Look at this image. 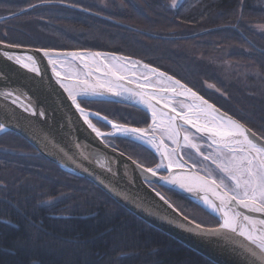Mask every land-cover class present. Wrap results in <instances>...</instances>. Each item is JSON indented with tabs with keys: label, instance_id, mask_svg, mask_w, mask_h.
<instances>
[{
	"label": "trees",
	"instance_id": "16d2710c",
	"mask_svg": "<svg viewBox=\"0 0 264 264\" xmlns=\"http://www.w3.org/2000/svg\"><path fill=\"white\" fill-rule=\"evenodd\" d=\"M115 1L108 12L89 0H0V17L45 2L106 17L62 5L41 6L1 22L0 41L137 59L180 80L264 138V32L253 28L264 25V0H183L173 9L167 0H137V5ZM81 105L127 126L150 124L149 115L134 107L104 101ZM94 123L110 130L107 124ZM106 142L146 168L160 161L131 139ZM152 187L191 221L219 226L185 197ZM0 264L215 263L145 223L95 184L64 172L23 137L7 132L0 136Z\"/></svg>",
	"mask_w": 264,
	"mask_h": 264
},
{
	"label": "water",
	"instance_id": "95a60500",
	"mask_svg": "<svg viewBox=\"0 0 264 264\" xmlns=\"http://www.w3.org/2000/svg\"><path fill=\"white\" fill-rule=\"evenodd\" d=\"M46 5H62L87 14L106 18L65 3L45 2L15 14L0 17V23L18 17L39 6ZM118 24L123 25L121 23ZM128 28L137 31L134 28ZM7 45L11 44L4 42L0 43L1 58L7 59L3 56L4 52H8L10 55L14 56L20 55L26 57L31 55L36 60L40 71L39 74H37L27 69L32 80V85H28L32 86V88H27L16 81L3 66H0V124L4 125V130L0 131V135L7 132L18 134L28 141L42 156L57 165L64 172L86 179L95 184L119 205L139 217L145 223L201 254L215 264H262V261L258 257H253L247 251L249 247L254 248V246H251L244 237L238 234H233L226 230L219 236L201 234V229L204 231L219 229L224 219L221 212L215 211L210 204L205 203L204 198L207 197L213 204H219V200L214 194L216 190L208 185L204 186V190H199V182L196 178H206L208 176L195 170L191 164L190 167L195 171L169 169L165 170L168 174L165 176L158 170L153 169L156 172V175L153 176L151 172L147 171L149 168L135 162L105 141V138L109 137H126L113 135V132L105 133L102 131L101 133L104 135L98 137L96 133L88 127L84 122L83 116L77 111L75 106L67 101L68 93L61 87V82H58V78L54 75L52 66L48 63V58L43 55L42 50L49 49L22 46L7 47ZM55 51L58 53L81 52L84 54L98 52L90 50ZM131 61L137 60L131 58ZM75 63L80 65L86 74L89 71L92 72V75L88 76L90 84H95L97 79L104 81L108 78L103 75V72L106 71L103 66H101V72H96L95 68L91 66V62H89V68H84V62L82 61L77 60ZM143 64L146 63L141 62V65ZM166 74L169 75L168 73ZM137 76L133 77L138 79ZM129 81L128 77H126L125 80L118 81L117 83L123 85V88L131 89L132 91H144L147 94L156 92L157 95L172 96L171 93L165 94L161 91L162 88L166 87L162 84L157 85V83H155L156 85H153L151 83L148 88L141 90L137 88V85L140 83L132 81L129 83ZM152 82H155V80ZM62 83L72 87L76 92L80 90L75 82L63 80ZM98 91L105 92V94L86 100L112 102L134 107L146 112L143 105H138L136 103L138 97L132 96L129 92H123L121 96H116L106 92V89H98ZM6 92H12L13 96L5 99L2 94ZM16 96H19V100L17 103H13L12 100ZM174 99L176 102L184 98L175 97ZM209 103L211 102L209 101ZM29 107L35 109L36 115H33L30 111H25V109ZM215 107L219 109L221 113L239 121L216 105ZM158 110L164 112L169 111L163 108L162 103L158 105ZM41 112L44 113L43 116L40 115ZM86 112L94 114V112L89 110H86ZM147 114L150 117L151 125V114L150 112H147ZM100 117L103 116L100 115ZM89 118L91 122L93 119H97L106 123L103 119H98L96 115H90ZM158 119L166 120V117H159ZM240 123L244 125L242 122ZM107 125L111 128V131H113L111 125ZM244 126L248 128L246 125ZM191 131L195 132V129ZM257 138H262L258 134H256V137H253V139H256L257 143H264V140ZM159 148L161 153L164 154V146H160ZM172 176L190 178L191 183L194 187H197V190L189 192L186 188H181L179 184H172L165 179H161V177L171 178ZM152 185L163 187L185 197L215 217L220 223L219 226L207 228L200 225V229L191 231L190 229H194L197 223L188 218L185 219V216H183L159 191L153 188ZM157 193H159V195H157ZM225 211H228L229 215H232L234 211H239L243 212L245 215L253 216L254 218L264 219V214L249 212L247 209L238 206L232 207L231 210L225 209ZM256 251L258 252L259 250L256 249Z\"/></svg>",
	"mask_w": 264,
	"mask_h": 264
},
{
	"label": "snow or ice",
	"instance_id": "6c2138e0",
	"mask_svg": "<svg viewBox=\"0 0 264 264\" xmlns=\"http://www.w3.org/2000/svg\"><path fill=\"white\" fill-rule=\"evenodd\" d=\"M178 6V0H172L171 7ZM34 7V6H32ZM2 43V41H0ZM7 47H18V45H7ZM43 55L48 58V63L52 66L54 75L61 82V87L68 93L72 105L83 116L84 122L96 133L98 137H102L100 129L97 128L90 120V115H96L98 119H103L107 124L111 125L114 130L113 135L132 137L136 140L144 141L147 144L156 147L159 150L160 145L150 135L149 131L144 128H129L121 126L108 120V118L100 117L99 113H88L81 107V101L78 97L86 96H103L105 92L98 91V89H106V92L116 96H121L123 92H129L132 96L138 97L136 103L143 105L144 110L150 112L152 124L150 130L155 131L163 125V130L167 132L168 139L180 146L181 132H183L182 141L185 147L194 149L196 153L202 156L204 161H211L215 165V169L221 174L219 183L216 179H212V171H209L208 177H197L199 182V190H204V186L208 185L215 189V195L219 200V204H213L205 197V203L218 212L223 214V223L219 229L204 231L201 229V234L209 236H219L223 231L233 234H238L244 237L251 246L247 251L253 256L258 257L262 264H264V219L254 218L250 215H245L243 212L234 211L229 215L228 211L232 207L238 206L247 209L249 212L264 214V143H257L256 133L246 128L239 121L221 113L215 105L209 103L203 96L199 95L192 88L182 84L180 80L152 68L148 64H143V69L146 74L143 76L144 83L137 85L138 89H146L149 87V81L152 77L156 78L157 84H164L167 86L161 91L168 95H157L156 92L147 94L144 91H132L131 89L123 88V85L117 83L123 81L126 76L121 74L122 70H126L131 58L117 56L114 53H81L69 52L58 53L55 50H42ZM3 56L9 61H14L16 64L29 69L31 72L39 74V67L33 56L10 55L4 52ZM82 61L84 68L91 66L95 68L96 72H101V66L106 71L103 72L105 77H109L104 81L97 79L95 84H89L88 79L79 80V83L84 85L79 92H76L72 87L66 86L62 83L63 80H71L73 77L67 74H62L58 68L69 66L71 62ZM27 61V62H26ZM141 65L140 61H131V67L136 68ZM86 76H91L89 71ZM135 75V72L132 73ZM131 83V81H129ZM209 87H214L209 85ZM5 99L13 96L12 92L3 93ZM175 97H183V102L180 103L179 110L176 107ZM19 96H16L12 102L17 103ZM163 104L164 109L169 111L164 112L158 110V105ZM25 111H30L36 115L35 109L26 108ZM44 115L43 112L40 113ZM159 117H166V120H160ZM195 129V132L191 130ZM4 130V125L0 124V131ZM262 139L264 138H257ZM203 142V145L195 141ZM163 141L160 142L162 144ZM203 147L213 149L212 152L204 154ZM171 161L166 167H171ZM183 167L182 164L178 165ZM196 165L193 164V167ZM161 167L160 165L157 166ZM147 171L151 172L153 176L156 172L149 168ZM172 184H179L181 188H186L187 191L193 192L197 190L191 183L188 177H161ZM225 180L231 183H226ZM159 195V193H157ZM187 219V217H185ZM200 225L196 224L194 229H200ZM256 249L259 251L257 252Z\"/></svg>",
	"mask_w": 264,
	"mask_h": 264
},
{
	"label": "bare ground",
	"instance_id": "6f19581e",
	"mask_svg": "<svg viewBox=\"0 0 264 264\" xmlns=\"http://www.w3.org/2000/svg\"><path fill=\"white\" fill-rule=\"evenodd\" d=\"M0 66H3V68L6 71H8L11 74V76L16 81H18L20 84H22L23 86H26L27 88H32V86H28L30 84L32 85V80H31L29 72L27 71L26 68L15 64L13 61H9V60H7L5 58H1V57H0ZM139 69L143 70L142 65H138L136 68H132L131 64L128 63L127 69L122 70L121 74L128 77V80H130L132 82L144 83V80H143L144 75L143 76H137L139 74L132 75L133 72H136ZM58 71H61L62 74H67V75L72 76L73 78L69 81L75 82L77 84V86L79 87V89L84 87V85L79 83V80L87 78L88 82H90L88 76L84 75V74H86L85 71L82 69V67L80 65L76 64L75 62H71L69 66H66L64 68H58ZM144 73H146V70H144ZM133 76H137L138 79L134 78ZM155 79H156L155 77H152L151 80L149 81V84H151L152 81ZM79 91L80 90H77V92H79ZM95 97L96 96L89 95L86 97H78V99H85V101H86V99H91V98H95ZM67 101L71 102L68 95H67ZM81 101H84V100H81ZM181 102H183V100H177L175 102L178 110H179L178 107L180 106ZM163 127L164 126L161 125V127L159 129H157L155 131H151L150 130V124H149V126L144 128V129L149 131L150 135H152L154 137V140L157 144H159L161 147L164 146V154L161 153L160 148H159V150H157L156 147H153L152 145L147 144L144 141L136 140L132 137H127V139H131L132 141L152 150L160 158L162 169L160 167L157 169V170H159L160 173L162 170H169V169L170 170H191V171H195L196 169L194 168L195 169L194 170L192 167H190L191 166L190 163L187 162V160L184 158V155H183V150L185 148V146L183 145V141H182L183 132H181V142H180V146L178 147L177 144L173 143V141L171 139H168L167 132H165L163 130ZM112 132H114V130ZM158 136H159V140H158ZM161 141H163L162 144H160ZM189 149L192 151H195L194 149H191V148H189ZM211 150H213V149H211ZM169 161L172 162L170 168L166 167L167 165H169ZM180 164H182L183 167H179L178 165H180Z\"/></svg>",
	"mask_w": 264,
	"mask_h": 264
},
{
	"label": "rangeland",
	"instance_id": "374dc122",
	"mask_svg": "<svg viewBox=\"0 0 264 264\" xmlns=\"http://www.w3.org/2000/svg\"><path fill=\"white\" fill-rule=\"evenodd\" d=\"M14 1H16V0H14ZM89 1H94L96 4H97V6H99V8H101V9H103V10H105V11H111V9H112V4H114V2H116L115 0H89ZM129 1H131L133 4H136L137 5V0H129ZM157 1H163V0H157ZM183 0H178V6H179V4L182 2ZM60 3V2H59ZM66 4V3H65ZM171 4H172V0H167L166 1V5H168V7H169V9H171L172 7H171ZM37 5V4H36ZM69 5V4H68ZM177 6V7H178ZM32 7V6H31ZM40 7V6H39ZM30 8V7H29ZM77 8H79V7H77ZM176 8V7H175ZM82 9V8H81ZM173 9V8H172ZM84 10V9H83ZM88 11V10H87ZM93 13V12H92ZM12 15V14H11ZM9 16V15H8ZM2 17H4V16H2ZM126 27V26H125ZM253 28L257 31V32H264V25H254L253 26ZM104 53H108V52H104ZM118 55V54H117ZM119 56H123V55H119ZM123 57H127V56H123ZM128 58H131V57H128ZM132 59H134V58H132ZM135 60H137V59H135ZM137 61H139V60H137ZM140 62H142V61H140ZM130 64H131V61L129 62ZM143 63H145V62H143ZM221 64V66H225L224 68H229V69H231L232 67H230V64L229 63H226V62H221L220 63ZM149 65V64H148ZM151 66V65H150ZM153 67V66H152ZM155 68V67H154ZM160 70V69H159ZM162 71V70H161ZM135 74H139L140 76H143V75H145L146 73H144V70H142V69H139V70H137L136 72H135ZM253 77H255V76H253ZM257 78V77H256ZM156 83V79H155V82H152V84L153 85H156L155 84ZM158 85V84H157ZM163 86H167V84H166V82L164 83V84H162ZM212 89H214V90H217V89H215V88H212ZM85 101V100H84ZM86 101H89V102H92V101H94V100H86ZM105 102V101H104ZM84 108V107H83ZM85 109V108H84ZM93 112V111H92ZM95 113V112H94ZM100 114V113H99ZM101 115V114H100ZM101 116H103V117H105L104 115H101ZM108 120H110V121H112V122H114V123H116V124H118V125H125V124H123V123H119V122H115V121H113V120H111V119H109L108 118ZM95 121H100V120H97V119H93L92 120V122H93V124L95 125ZM100 122H102V121H100ZM150 122H151V120H150ZM102 123H104V122H102ZM104 124H106V123H104ZM96 126V125H95ZM127 126V125H126ZM97 127V126H96ZM129 127H132V126H129ZM98 128V127H97ZM100 131H102V132H105V133H110V132H112L111 131V129L110 130H107V131H103V130H101L100 129ZM5 134V133H4ZM4 134H2V135H4ZM2 135H0V136H2ZM109 138H118V137H109ZM109 138H105V141L106 140H108ZM168 142V141H167ZM196 143H198V144H201V145H203V142H201V141H195ZM109 144V143H108ZM109 145H111V144H109ZM112 146V145H111ZM113 147V146H112ZM203 151H204V154H208L209 152H212L213 150H211L210 148H207V147H203ZM183 155H184V158L187 160V162L188 163H190L192 166H193V164H195L196 166L194 167L198 172H200V173H202V174H204V175H206V176H208V174H209V171H212V173H213V175H212V179H216L217 180V182H219L220 181V178H221V174L220 173H218L217 171H216V169H215V165L214 164H212L211 163V161L209 160V161H204L203 160V158H202V156H200V155H198L197 153H196V151H192V150H190L188 147H185L184 148V150H183ZM158 165H160L161 166V162L159 161L158 162V164H157V166ZM157 166H155L154 168H151V169H158V167ZM161 169H162V167H160ZM159 171V170H158ZM165 173V174H167V172L165 171V170H162L161 171V173ZM164 174V175H165ZM168 175V174H167ZM167 175H165V176H167ZM225 182L226 183H231L230 181H227V180H225ZM201 208V207H200Z\"/></svg>",
	"mask_w": 264,
	"mask_h": 264
}]
</instances>
